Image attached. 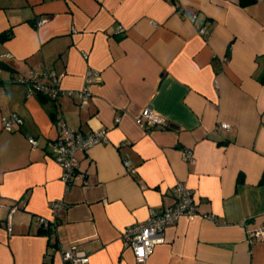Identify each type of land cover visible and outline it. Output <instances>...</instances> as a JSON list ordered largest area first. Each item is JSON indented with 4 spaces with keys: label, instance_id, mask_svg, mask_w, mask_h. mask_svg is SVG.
<instances>
[{
    "label": "crops",
    "instance_id": "1",
    "mask_svg": "<svg viewBox=\"0 0 264 264\" xmlns=\"http://www.w3.org/2000/svg\"><path fill=\"white\" fill-rule=\"evenodd\" d=\"M3 54L0 264H67L47 256L53 241L86 264H138L121 230L172 204L177 181L195 214L166 226L145 264H264V240L250 237L264 224V0H0ZM41 65L56 73V99L12 81ZM87 69L101 80L80 104ZM145 106L171 125L145 132ZM12 112L23 124L7 131ZM58 120L107 130L75 152L84 176L69 186L48 157ZM41 218L56 222L51 234Z\"/></svg>",
    "mask_w": 264,
    "mask_h": 264
},
{
    "label": "built area",
    "instance_id": "2",
    "mask_svg": "<svg viewBox=\"0 0 264 264\" xmlns=\"http://www.w3.org/2000/svg\"><path fill=\"white\" fill-rule=\"evenodd\" d=\"M44 20L37 21L41 24ZM118 32L122 33L124 28L121 24L117 25ZM197 30L202 36L207 37L208 31L204 24H200ZM4 55H0V62ZM44 78H48L49 82H45ZM101 80V72L95 69H87L85 74V85L79 91L80 104H85L90 92L88 86ZM13 82H18L26 87V95L31 96L35 93L46 95L52 99H56L60 93L59 82L56 73L52 69H48L41 65L40 70H30L25 75H17L12 78ZM1 82V74H0ZM136 124L145 132H150L155 128L166 125L167 120L154 112L151 107L145 106L135 117ZM23 124V119L16 113L12 112L8 116L2 118V127L7 131H12L16 126ZM56 138L50 144L49 158L54 160L61 167V180L66 186L71 183L72 176L76 173L84 176L79 171V161L75 156L77 150H85L92 145L107 141V130L100 128L89 132L72 129L65 122L56 121ZM221 128H228L227 123L221 122ZM28 141L35 146L37 141L34 137L28 136ZM182 156L185 161L193 160V152L190 148L182 150ZM125 165L130 172H135V168L130 165V161L125 158ZM172 192L175 195V201L172 204L165 205L161 209H151L148 218L145 221L134 222L126 225L121 230V239L126 247L131 248L133 256L138 264H145L147 258L152 253L156 245L164 241V230L166 226L176 222L182 216H193L196 211V202L193 192L182 181H177L172 186ZM58 205L57 202L53 206ZM41 224L55 230L56 222H48L44 218L40 219ZM7 230H12L10 222H8ZM251 239L264 240V224L252 231ZM59 254L62 261L67 264H86L89 261V255L79 249L75 244L64 247L61 243L53 241L49 246L47 256L51 254Z\"/></svg>",
    "mask_w": 264,
    "mask_h": 264
},
{
    "label": "trees",
    "instance_id": "3",
    "mask_svg": "<svg viewBox=\"0 0 264 264\" xmlns=\"http://www.w3.org/2000/svg\"><path fill=\"white\" fill-rule=\"evenodd\" d=\"M249 1H251V0H241V3H246V2H249ZM7 34H5V36H6ZM3 37H4V35H3ZM45 96V95H44ZM47 231L51 234L52 233V230H50V228H47Z\"/></svg>",
    "mask_w": 264,
    "mask_h": 264
},
{
    "label": "water",
    "instance_id": "4",
    "mask_svg": "<svg viewBox=\"0 0 264 264\" xmlns=\"http://www.w3.org/2000/svg\"><path fill=\"white\" fill-rule=\"evenodd\" d=\"M166 125H169L170 126L171 124L169 122H166Z\"/></svg>",
    "mask_w": 264,
    "mask_h": 264
}]
</instances>
